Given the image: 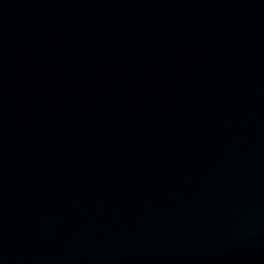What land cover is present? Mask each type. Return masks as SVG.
Here are the masks:
<instances>
[{
	"label": "water",
	"instance_id": "water-1",
	"mask_svg": "<svg viewBox=\"0 0 264 264\" xmlns=\"http://www.w3.org/2000/svg\"><path fill=\"white\" fill-rule=\"evenodd\" d=\"M0 264H264V0H0Z\"/></svg>",
	"mask_w": 264,
	"mask_h": 264
}]
</instances>
